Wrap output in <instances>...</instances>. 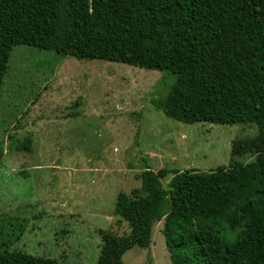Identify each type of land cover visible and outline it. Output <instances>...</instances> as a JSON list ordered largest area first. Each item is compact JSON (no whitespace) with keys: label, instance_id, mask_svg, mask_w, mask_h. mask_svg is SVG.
Segmentation results:
<instances>
[{"label":"trees","instance_id":"1","mask_svg":"<svg viewBox=\"0 0 264 264\" xmlns=\"http://www.w3.org/2000/svg\"><path fill=\"white\" fill-rule=\"evenodd\" d=\"M15 45L168 74L153 102L167 118L257 130L230 147L247 164L146 166L139 189L115 201L129 233L100 230L97 264L149 248L161 221L171 264H264V0H0V88ZM17 148L29 152L30 140ZM0 264L68 263L4 249Z\"/></svg>","mask_w":264,"mask_h":264},{"label":"rangeland","instance_id":"2","mask_svg":"<svg viewBox=\"0 0 264 264\" xmlns=\"http://www.w3.org/2000/svg\"><path fill=\"white\" fill-rule=\"evenodd\" d=\"M173 83L158 71L15 45L0 88V251L97 264L100 230L129 233L115 201L139 189L146 166L209 171L253 161L230 147L255 126L187 125L156 108ZM25 138L29 152L17 148ZM162 226L122 263L171 264Z\"/></svg>","mask_w":264,"mask_h":264}]
</instances>
